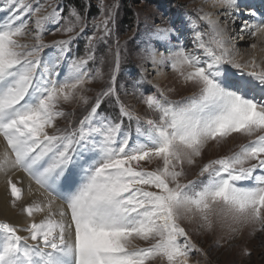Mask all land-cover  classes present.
Segmentation results:
<instances>
[{"label": "snow or ice", "instance_id": "1", "mask_svg": "<svg viewBox=\"0 0 264 264\" xmlns=\"http://www.w3.org/2000/svg\"><path fill=\"white\" fill-rule=\"evenodd\" d=\"M34 2L0 0V138L6 145L0 174L12 207L24 198L17 172L41 197L22 207L23 227L0 223V264H189L200 249L182 221L205 232L224 225L264 231V60L239 62L229 21L222 19H231V32L242 20L239 31L264 42V14L252 11L253 23L244 19L240 0H203L186 13L191 47L174 24L157 26L144 50L150 62L144 71L152 67L159 76L170 69L195 91L172 101L161 88L134 89L152 114L141 116L117 86L126 58L118 37L110 43L118 5L99 0V22L85 36L84 54L76 55L73 43L86 32L87 7L82 14L70 6L65 15L61 0ZM48 30L67 39L46 44ZM99 43L108 44L107 74L103 56L96 64ZM96 82L101 90L90 98L88 85ZM72 104L84 112L75 122L68 119L75 112L63 107ZM104 104L113 111H102ZM62 119L66 127L58 126ZM234 134L249 139L203 163L200 179L182 182L185 165H194L209 142Z\"/></svg>", "mask_w": 264, "mask_h": 264}, {"label": "rangeland", "instance_id": "2", "mask_svg": "<svg viewBox=\"0 0 264 264\" xmlns=\"http://www.w3.org/2000/svg\"><path fill=\"white\" fill-rule=\"evenodd\" d=\"M247 1L248 0H240V3L243 6L242 8H245V13L249 12L250 15L252 8L249 9L250 5L246 4ZM28 2L33 3V7L36 6L34 0H28ZM48 2L49 0H39V3L45 6ZM104 3L106 5L112 3L118 5L114 34L110 43H114L118 37L119 43L123 46L122 51L126 52V58L122 63L117 81L118 87L121 85L123 86L120 91L121 99L126 104L130 105L139 115L144 116L152 114L148 113L146 107L137 99L139 92L136 93V96L131 94L134 89L138 88L140 91L155 92L157 88H161L165 91L167 98L172 101H180L192 96L195 90L191 86L182 84L176 74L170 69L161 70V74L166 77L163 82L159 83V77L155 75L156 72L152 71V67H148L145 72L144 67L146 66V63L150 62L144 60V50L149 46L150 36L155 28L169 23L174 24L179 29L182 28L183 43L188 47H191L190 29L185 26L187 20L186 13H192L194 10L200 8L203 0H104ZM61 4L64 8V14L67 15L69 7L73 5L69 4V2L67 3L66 0H61ZM80 7L81 10H78L81 11L82 14H84V9L87 7V28L85 34L81 35L80 38L73 43V53L76 55L84 54L86 44L85 36L94 31L93 25L94 23L99 22L100 16L99 0H81ZM125 8H130L133 14V21L129 28L121 27L120 24L123 16H125ZM204 10L207 11L208 8L205 7ZM257 13L260 14L258 11ZM0 15H3V13H0ZM243 15L244 19L249 18L252 19V22L256 21V18H252L248 14H244V12ZM35 18V16H32L31 20H35ZM227 18L222 17V19L230 21V18ZM237 20V24H239L240 27L243 22L240 19ZM53 27L55 26H49V29ZM236 30L232 33L230 30V34L233 37L231 42L233 45L235 44V46L238 44L235 43V38L238 35L240 36V34H237L238 32L236 33ZM243 36L248 35L245 34ZM61 39H67V36L62 35L59 32L54 33L51 30L46 31L43 36V42L46 44H52L54 41ZM22 42L31 43L32 41L31 39H28L27 41ZM151 42L154 43V41ZM251 44L252 41L250 38L246 37L245 42L242 44L243 46L240 47L241 52H247L251 48L249 47ZM240 49H233L235 51H233L234 54L240 53ZM51 51L52 49H46V52ZM107 53L108 44L99 43L96 49V64L99 65V60L103 56L105 58L103 68L106 74L109 70L108 61L111 60V57H109ZM257 62L260 63L261 61ZM229 69L233 70V73H239V70L237 71V69ZM141 76H144L145 79L143 83L137 85L136 81L140 80ZM88 87L91 91L87 93V95L92 98L101 90L102 85L100 82H96L88 85ZM169 89H171V91H169ZM125 92H127L128 95H125ZM63 107L64 110L69 113L75 112L74 116L68 117V119L73 122L78 120L84 114L82 107L77 104L64 105ZM102 111L112 112L113 109L108 104H104ZM57 123L60 127L67 126V121L63 119L59 120ZM248 139V137L234 134L233 137L221 141L220 143L209 142L205 146L202 156L196 159L194 165H185L186 177L182 179V182H186L188 179H200L197 173L203 163H206L211 159L230 155L232 151L238 150L240 144L247 143ZM257 174H260L259 171ZM253 183L254 182L250 183L248 181V183H245V186H251ZM32 185L35 186L34 183H32ZM8 195V205L24 215L25 219H28L27 216L22 213L21 208L26 204L23 205L21 201L20 203L17 202L19 206L17 204L16 207H12L9 191ZM36 221L39 222V220ZM3 222L5 221L0 220V223ZM182 226L186 228L191 243L200 249L199 252H193L190 255L189 264H231V262L232 264H264V231H253L251 226H244V230L241 226H235L236 230L231 231L227 225H224L217 226L213 232H205L201 230L196 223H190L187 220L182 221ZM240 229L243 231H240ZM133 243L139 247L147 246L145 242L140 240H134ZM150 264H166V261L156 259L155 261L150 262Z\"/></svg>", "mask_w": 264, "mask_h": 264}, {"label": "bare ground", "instance_id": "3", "mask_svg": "<svg viewBox=\"0 0 264 264\" xmlns=\"http://www.w3.org/2000/svg\"><path fill=\"white\" fill-rule=\"evenodd\" d=\"M247 5H250L249 6V9L252 8V11H255L257 13V11L260 13V14H264V0H248L246 2ZM260 5V7H259ZM257 8V9H256ZM257 10V11H256ZM242 12H244V14H248L249 15V12L248 13H245V8H242L241 10ZM251 11V10H249ZM251 13V12H250ZM258 14V13H257ZM259 15V14H258ZM250 17H252L251 15H249ZM227 18V17H226ZM253 18V17H252ZM228 19V18H227ZM245 19H248V20H252V19H249V18H245ZM256 20V19H255ZM243 22V21H242ZM256 21H254L253 23H255ZM238 23V20H236V25ZM241 23V22H240ZM229 24H230V27L229 29L231 30V19L229 21ZM240 28V27H238ZM182 29V28H181ZM232 33V32H231ZM237 33V31H236ZM237 34H240V36H236L235 38V43H238L235 47H234V50L236 49H240V47H242L243 43L245 42V39L246 37H249V36H244L243 39H241V35H245V34H242L241 32L240 33H237ZM190 36V35H189ZM235 36V35H234ZM250 38V37H249ZM250 40L252 41V43H257L258 47L256 50H253L252 48H250L247 52L243 51L241 52V49H240V53H235V55L239 58V62L241 63H245L247 61H250L254 56L255 58L257 59V61H262L264 60V54H261L259 49L261 47H264V42H261L259 38H256V39H253V38H250ZM232 43V42H231ZM235 45V44H234ZM261 45V46H260ZM233 50V51H234ZM235 52V51H234ZM238 52V51H237ZM250 53V54H249ZM233 69V68H232ZM154 72L157 71V69H154L153 70ZM230 72H233V70H230ZM238 71V70H237ZM245 72L248 71V69H244ZM158 83L159 82H163L165 77L163 74H160L158 76ZM168 80V79H167ZM156 84V83H155ZM158 86V85H157ZM5 148V144H4V141L2 138H0V153L3 152ZM14 178H19V179H22L23 180V184H22V187L24 189V198L22 200V204H27V203H30L33 199H40L41 197L37 194L38 193V189L37 187H35L34 185H32V183L29 182V180L25 177V175L22 173V172H17L16 173V176ZM241 184L245 185V183H248V181H243V182H240ZM251 183V182H250ZM248 186V185H247ZM31 189V191L29 190ZM8 195V189H7V185H6V179L5 177L0 174V220H3L5 222H8L9 224H12L14 226H17V227H23L27 221V219H25L24 215H22L20 212H18L17 210H14L12 209L9 205H8V202H9V199L7 197ZM9 196V195H8ZM10 198V197H9ZM20 203V202H19ZM18 204V203H17ZM21 205V204H20ZM19 206V204H18ZM23 207V206H22ZM21 207V208H22ZM19 213V214H18ZM42 218V215L40 216V214H38L35 219L36 220H40ZM243 230L245 229L244 227H242ZM240 229V231H243ZM20 235H26V233H22L20 232ZM31 242V241H29ZM230 263V262H229ZM232 264V262H231Z\"/></svg>", "mask_w": 264, "mask_h": 264}, {"label": "trees", "instance_id": "4", "mask_svg": "<svg viewBox=\"0 0 264 264\" xmlns=\"http://www.w3.org/2000/svg\"><path fill=\"white\" fill-rule=\"evenodd\" d=\"M66 2L71 5H73L74 7H76L77 9L81 10V7H80V2L81 0H66ZM133 14H132V11L131 9H127L125 8V16H123V19L121 21V27H124V28H129L131 27V24H132V21H133Z\"/></svg>", "mask_w": 264, "mask_h": 264}]
</instances>
